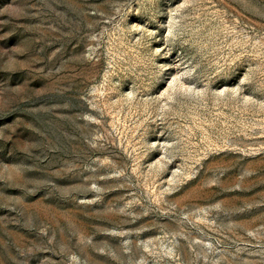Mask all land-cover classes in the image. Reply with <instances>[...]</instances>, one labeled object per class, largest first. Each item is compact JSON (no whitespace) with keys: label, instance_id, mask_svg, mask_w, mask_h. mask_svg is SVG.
<instances>
[{"label":"rangeland","instance_id":"rangeland-1","mask_svg":"<svg viewBox=\"0 0 264 264\" xmlns=\"http://www.w3.org/2000/svg\"><path fill=\"white\" fill-rule=\"evenodd\" d=\"M0 264H264V0H0Z\"/></svg>","mask_w":264,"mask_h":264}]
</instances>
